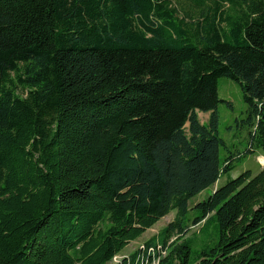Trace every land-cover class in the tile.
<instances>
[{"label": "trees", "instance_id": "16d2710c", "mask_svg": "<svg viewBox=\"0 0 264 264\" xmlns=\"http://www.w3.org/2000/svg\"><path fill=\"white\" fill-rule=\"evenodd\" d=\"M178 2L0 0V264H106L173 211L115 264H264V167L189 205L264 156V0ZM220 78L242 92L244 154L220 156Z\"/></svg>", "mask_w": 264, "mask_h": 264}, {"label": "rangeland", "instance_id": "374dc122", "mask_svg": "<svg viewBox=\"0 0 264 264\" xmlns=\"http://www.w3.org/2000/svg\"><path fill=\"white\" fill-rule=\"evenodd\" d=\"M174 4L180 11L183 8L187 9L185 6L186 4L180 3L178 0H174ZM218 97L221 100L217 106L219 116L218 136L225 143V147L220 148V156H227L229 152L234 155L237 153L244 154L247 148L249 129L244 127L240 122L244 119L246 111V105L243 101L241 89L236 82L227 78H220L218 79ZM199 119L201 123H206L208 120L202 114H199ZM258 157H260L259 160L263 163L264 157L259 151H255L254 153L240 159L233 160V170L222 175L213 186L205 189L190 199V207L206 199L216 188L223 186L228 180L236 178L242 172L250 171L253 175H256L261 168L264 167V165L261 166L258 164ZM189 214L190 217H193L196 215V212L190 211ZM174 216L175 212L173 211L160 219L154 227L147 230L138 240L130 242L125 248H123L115 260L106 264H115L117 260L129 256L138 248H143V244L172 221ZM185 238L190 245L191 255L193 257L217 242V224L213 220H209L206 224L202 222L200 225L191 228ZM153 264H158V261H154Z\"/></svg>", "mask_w": 264, "mask_h": 264}, {"label": "crops", "instance_id": "0c3cea01", "mask_svg": "<svg viewBox=\"0 0 264 264\" xmlns=\"http://www.w3.org/2000/svg\"><path fill=\"white\" fill-rule=\"evenodd\" d=\"M199 114H202L206 119H208L209 113H198V117H199Z\"/></svg>", "mask_w": 264, "mask_h": 264}, {"label": "built area", "instance_id": "2783aa9c", "mask_svg": "<svg viewBox=\"0 0 264 264\" xmlns=\"http://www.w3.org/2000/svg\"><path fill=\"white\" fill-rule=\"evenodd\" d=\"M258 162H259V164H260V165H263V163H262V162H260V160H258ZM115 259H116V257H115ZM116 262H117V261H116ZM116 262H115V263H116Z\"/></svg>", "mask_w": 264, "mask_h": 264}, {"label": "bare ground", "instance_id": "6f19581e", "mask_svg": "<svg viewBox=\"0 0 264 264\" xmlns=\"http://www.w3.org/2000/svg\"><path fill=\"white\" fill-rule=\"evenodd\" d=\"M262 158V157H261ZM264 159V158H263Z\"/></svg>", "mask_w": 264, "mask_h": 264}]
</instances>
